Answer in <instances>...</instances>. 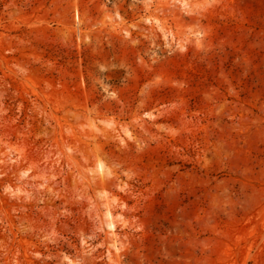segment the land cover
Here are the masks:
<instances>
[{"label": "rangeland", "instance_id": "374dc122", "mask_svg": "<svg viewBox=\"0 0 264 264\" xmlns=\"http://www.w3.org/2000/svg\"><path fill=\"white\" fill-rule=\"evenodd\" d=\"M0 264H264V0H0Z\"/></svg>", "mask_w": 264, "mask_h": 264}, {"label": "bare ground", "instance_id": "6f19581e", "mask_svg": "<svg viewBox=\"0 0 264 264\" xmlns=\"http://www.w3.org/2000/svg\"><path fill=\"white\" fill-rule=\"evenodd\" d=\"M112 224V223H111ZM112 228V227H111Z\"/></svg>", "mask_w": 264, "mask_h": 264}]
</instances>
